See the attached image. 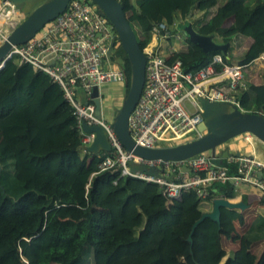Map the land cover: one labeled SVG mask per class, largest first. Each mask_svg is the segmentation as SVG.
Wrapping results in <instances>:
<instances>
[{"label": "trees", "instance_id": "obj_1", "mask_svg": "<svg viewBox=\"0 0 264 264\" xmlns=\"http://www.w3.org/2000/svg\"><path fill=\"white\" fill-rule=\"evenodd\" d=\"M117 1L141 50L158 25L176 34L174 22L189 17L198 35L218 39L228 50L249 39L248 54L264 55V0ZM117 45L114 58L129 83L128 59L118 39ZM218 55L224 65L233 63L227 53H204L185 38L184 49L166 62L179 61L184 73H195ZM235 99L242 111L264 116V84L246 83ZM82 146L74 110L58 85L29 65L7 61L0 70V264H264V250L254 263L240 250L227 256L223 246V238L238 235L235 225L243 228L246 245H264L260 213L246 223L239 211L222 208L219 230L206 219L192 245L187 242L211 201L234 195L231 184L205 187L207 206L194 190L169 201L157 184L99 171V155ZM216 163L234 172L225 160ZM42 182V191L28 188ZM258 206L264 208V197Z\"/></svg>", "mask_w": 264, "mask_h": 264}, {"label": "built area", "instance_id": "obj_2", "mask_svg": "<svg viewBox=\"0 0 264 264\" xmlns=\"http://www.w3.org/2000/svg\"><path fill=\"white\" fill-rule=\"evenodd\" d=\"M3 1V13L15 9L9 1ZM184 22L176 20L172 29L177 31L178 24ZM173 35L164 24H160L153 30L154 45L143 50L147 57L144 87L128 119V130L136 145L147 149L176 146L202 137L203 132L199 130L202 116L197 98L231 103L239 108L235 95L246 85V68L257 59L264 60L262 55L250 63L224 65L218 55L211 64L195 73H184L179 61L173 64L166 62L167 57H162L159 44H156ZM4 38L0 37V40ZM175 39H180L179 33ZM116 40L113 28L95 6L83 0H72L66 10L34 38L23 45L13 46L5 61L29 65L33 70L48 75L58 85L74 110L83 152L94 139V134H84L82 123L104 129L111 150L100 154L99 171L118 170L122 176L157 184L163 188L169 201L177 200L183 192L194 190L202 205L207 206L205 187L227 183L234 190L241 185H250L264 197V162L254 157L223 158L226 165L235 166L230 174L227 166L216 163L218 158L206 154L184 161L163 162L143 160L125 151L110 123L102 115L96 116L91 97L93 87L126 81L121 67L113 69L107 66V50L115 45ZM3 64H0V69ZM216 65L223 67L217 71ZM131 161L146 168H156L161 173L158 177L133 173L128 166ZM259 172L262 173L261 179L258 178ZM169 178L172 180L168 181Z\"/></svg>", "mask_w": 264, "mask_h": 264}, {"label": "water", "instance_id": "obj_3", "mask_svg": "<svg viewBox=\"0 0 264 264\" xmlns=\"http://www.w3.org/2000/svg\"><path fill=\"white\" fill-rule=\"evenodd\" d=\"M14 7H24L26 17L0 42V62H3L13 46L23 45L34 38L48 23L59 17L72 0H6ZM99 13L104 16L117 34L119 45L127 56L130 67V81L126 82L127 91L119 108L114 109V116L110 126L116 133L125 151L133 156L149 161H184L200 154L209 153L211 158L225 157L241 158L239 151L232 152L229 148L217 149L240 135L250 134L264 145V116L244 112L231 103L211 102L198 97L202 123L199 130L203 136L194 141L173 147L147 149L136 145L128 130V119L134 111L143 91L145 81V65L147 57L140 49L134 30L128 23L122 5L117 0H88ZM177 31L184 35L204 53L215 51L227 53L228 45L218 44L209 37L198 35L188 19L177 26ZM113 45L106 53V59L112 62ZM99 88L93 87L91 97L96 109V116L100 117L101 105ZM84 134H94V139L84 151L92 155L110 152L107 135L100 126H88L82 123ZM133 173H145L159 176L161 170L146 168L142 164L131 161L128 163ZM1 175V166H0ZM262 173H258L261 179ZM172 179L169 178L168 181ZM237 210L243 213L248 206L243 202H233L223 197L211 201L209 211L202 213L199 220L193 223L187 242L192 245V236L196 228L206 219L215 222L220 229L221 209Z\"/></svg>", "mask_w": 264, "mask_h": 264}, {"label": "rangeland", "instance_id": "obj_4", "mask_svg": "<svg viewBox=\"0 0 264 264\" xmlns=\"http://www.w3.org/2000/svg\"><path fill=\"white\" fill-rule=\"evenodd\" d=\"M218 1L221 3L222 0H218ZM15 9L19 13H21V15H22V19H19V23H20L26 17V14L24 13V7L23 6L15 7ZM10 29H11L10 26L2 24L1 28H0V30H2V31H0V37H5V35L9 33ZM135 30L137 32H139L136 27H135ZM174 31L176 32V29ZM114 32H115V30H114ZM115 34H116V32H115ZM179 34H180V39H178V40L175 39V35H177V33H176L175 35H173L172 38L161 40V41H158L156 43V44H159V52L161 53L162 57H164V58L168 57L169 52L172 53V52H177V51L184 49L186 37H184V35H182L181 33H179ZM0 42H1V40H0ZM154 42H155V40L152 38L149 45H154ZM214 42L220 44L218 39H216ZM250 45H251V40H249V39H239L236 43H233L232 48H230L227 51V55L233 60L232 64H239V63H245V62L250 63L256 59V58L254 59L253 56L248 54ZM117 47H118V45L115 47V49H114V46L112 48V52H111L112 62L111 63H113L116 66V68H120L121 66L117 63V61L114 58L115 57L114 53H115V50ZM244 54H246V55H245V58L243 59V61L235 62V60H237L239 57H241ZM227 59H228V57H227ZM6 62L7 61H5V59H4V61L0 62V64L4 63L3 64V67H4ZM110 68H112V67H110ZM126 82H127V80L124 83L112 82V83H109L107 85L100 87V91H102L101 95H100V96H102L101 102H100L101 110H102V113L105 117V120L108 123H111V120L113 119L114 109L119 108L123 102V97H124V95L126 93V89H127L126 88ZM245 82L246 83H253L255 85H263L264 84V60L257 59V60H255V62H252L248 68H246ZM187 106H189V104H187ZM190 110H192V108H190ZM100 115H101V113H100ZM243 136L254 139L260 148L261 147L264 148V145L261 142H259L257 139H255L252 135L245 134V135H240V136L236 137L235 139L227 142L223 146L219 147L217 149V151L224 149L226 147L229 148L230 151H232V152L235 151L237 148V145H238V141H240V139H242ZM173 146L174 145H169L168 147H173ZM206 155L209 156V153H206ZM28 188L29 189H36L38 191H42L43 190V182L39 183V184L29 185ZM259 213L264 215V208L251 207L250 210L246 213V215L248 217L247 218L248 222L250 220H252V218ZM242 231H243V228L239 227L237 229L238 235L235 237V239L223 238V246H224L225 251L227 253H229L230 250H233L236 247V245L242 244V241H243L242 237H241ZM263 250H264V245H263ZM263 250H262V252H263ZM253 251L256 252V250H253ZM246 257H248V258H246L247 262L252 261V258L250 257L249 254Z\"/></svg>", "mask_w": 264, "mask_h": 264}, {"label": "crops", "instance_id": "obj_5", "mask_svg": "<svg viewBox=\"0 0 264 264\" xmlns=\"http://www.w3.org/2000/svg\"><path fill=\"white\" fill-rule=\"evenodd\" d=\"M110 63L111 62L108 61V63H107L108 67L116 68V66L113 63H111V64ZM101 92L102 91H100V88H99V96L98 97H99L100 101H101V97H102V96H100ZM100 113H101L102 117L105 118L103 113H102V110L100 111ZM235 151H239V153L242 156L254 157V158L264 162V148L263 147L260 148L254 139L243 136L242 139H240V141H238V145H237V148ZM235 151H233V152H235ZM233 192H234V195L227 193L226 198L229 199L230 201H233V202L241 201L248 206V209L242 213L244 215L246 223H247L248 217H247L246 213L250 210L251 207H257V208L259 207L258 203L261 199V196H260L258 190H256L254 187H252L250 185H241L240 187L236 188ZM221 197H223V196H221ZM210 208H211V203H210V207L207 210H205V212L209 211ZM235 227H236V233H237V229L239 228V226L235 225ZM236 250H240L244 254V257H246L249 254L250 257L252 258V261L255 263L257 261V259L259 258L262 250H263V244H259L257 246L246 245L244 243V241H242L241 245H236V247L233 250H230L229 253L226 252L227 256H229L232 252H234ZM253 250H256V252ZM246 258H248V257H246Z\"/></svg>", "mask_w": 264, "mask_h": 264}, {"label": "bare ground", "instance_id": "obj_6", "mask_svg": "<svg viewBox=\"0 0 264 264\" xmlns=\"http://www.w3.org/2000/svg\"><path fill=\"white\" fill-rule=\"evenodd\" d=\"M3 10H4L3 0H0V28H1L2 24L10 26V28H11L9 31V33H10L13 29H15L19 25V19H22V15H21V13H19L15 9H11L9 13H8V11H5V13H3L2 12ZM0 31H2V30H0ZM8 34H6L5 36H7Z\"/></svg>", "mask_w": 264, "mask_h": 264}]
</instances>
